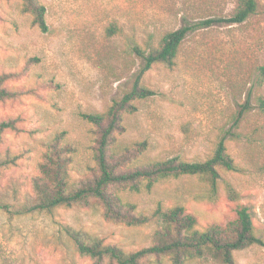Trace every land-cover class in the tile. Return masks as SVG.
Masks as SVG:
<instances>
[{"label": "rangeland", "instance_id": "374dc122", "mask_svg": "<svg viewBox=\"0 0 264 264\" xmlns=\"http://www.w3.org/2000/svg\"><path fill=\"white\" fill-rule=\"evenodd\" d=\"M45 7L47 30L32 23L21 0H0V74L5 85L20 91L0 101V120L16 119V130H5L0 152L17 156L0 168V201L19 203L32 192V181L45 150L43 141L57 132L74 147L69 183L76 184L95 170L98 128L83 113H104L114 100L131 90L143 59L127 48L128 36L147 47L149 33L158 36L186 21L229 16L236 0H39ZM116 24L120 32L109 34ZM264 64V0L241 24L217 23L189 32L173 66L157 63L140 84L154 94L133 101L114 134L110 160L132 169L151 160L178 157L208 159L218 142L239 165V171L218 168L215 201L208 198L204 176L159 179L150 190L122 189L124 199L149 215L161 204L182 205L197 218L198 228L225 223L236 216V203L225 194L231 183L249 206L260 244L235 251L236 264H264V112L256 98L257 66ZM248 91L252 109L239 122L235 117ZM251 133L237 139L234 131ZM66 228L94 233L125 251L149 246L155 225L128 226L108 220L98 206L57 207L24 215L0 210V264H91L79 254ZM154 264H171L164 256ZM186 264H220L210 256Z\"/></svg>", "mask_w": 264, "mask_h": 264}, {"label": "trees", "instance_id": "16d2710c", "mask_svg": "<svg viewBox=\"0 0 264 264\" xmlns=\"http://www.w3.org/2000/svg\"><path fill=\"white\" fill-rule=\"evenodd\" d=\"M258 8V0H236L231 15L213 16L193 22L186 21L175 30L161 33L157 40L149 33L143 48L134 36H128L127 48L143 59V65L135 78L130 91L122 98L114 100L104 113H83V118L98 128L95 140V170L76 184L69 183V165L74 152L73 145L65 138V133L57 132L43 141L45 148L42 160L38 164V174L32 181V192L25 193L19 203L0 201V210L9 215H24L36 211L50 212L57 207L100 206L102 215L108 220L122 222L128 226L154 223L152 244L135 251H125L117 244L105 243L99 236L81 229L66 228L79 254L87 256L91 264H154L164 256H169L171 264H186L188 260L210 256L220 264H236L234 252L253 244H260L261 239L253 224L249 206L240 203L241 194L229 182L225 185L226 197L236 203V216L225 223H212L204 229L198 228L194 214L186 212L182 205L164 207L158 204L147 215L136 208L121 195L128 189L140 192L150 190L154 183L166 177L181 175L204 176L209 183L208 198L215 201L218 191V168L239 171L234 157L220 140L213 154L204 161L189 162L173 157L167 160H151L132 169H121L112 163L114 153V134L121 129L124 115L135 110L136 99L151 96L154 92L140 84L141 76L157 63L173 66L185 36L197 29L217 23L241 24L253 16ZM21 10L32 15V23L42 31L47 30L45 7L39 0H21ZM109 34L120 32L116 24L107 29ZM256 84L264 82V64L257 66ZM8 78L0 74V101L17 97L20 91L9 89L5 85ZM248 91L245 102L235 117L239 122L252 109ZM257 107L264 112V96L256 98ZM16 119L0 120V139L5 130H16ZM237 139L252 140V134L234 131ZM17 156L9 150L0 152V168L15 164Z\"/></svg>", "mask_w": 264, "mask_h": 264}]
</instances>
